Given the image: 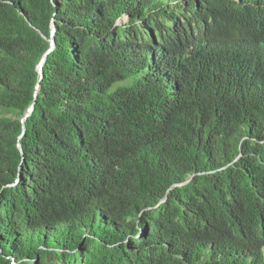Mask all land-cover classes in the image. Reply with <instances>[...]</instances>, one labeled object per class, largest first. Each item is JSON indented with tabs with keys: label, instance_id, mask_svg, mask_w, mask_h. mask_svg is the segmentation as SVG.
Wrapping results in <instances>:
<instances>
[{
	"label": "trees",
	"instance_id": "1",
	"mask_svg": "<svg viewBox=\"0 0 264 264\" xmlns=\"http://www.w3.org/2000/svg\"><path fill=\"white\" fill-rule=\"evenodd\" d=\"M0 264H264V0H0Z\"/></svg>",
	"mask_w": 264,
	"mask_h": 264
},
{
	"label": "water",
	"instance_id": "2",
	"mask_svg": "<svg viewBox=\"0 0 264 264\" xmlns=\"http://www.w3.org/2000/svg\"><path fill=\"white\" fill-rule=\"evenodd\" d=\"M49 32H50V34H49V39L47 40L48 48H47L46 52L43 53V54L39 57V59H38V64H37V66H36V72H37L38 79H37V81H36V83H35V85H34V87H33V90H32V96H33V99H34V100H35V98H36V96H37V92H38V88H39V82H40V80H41V78H42V71H41V69H42V65H43V63H44V61H45L46 56L52 51V49H53V47H54V33H55V27H54L53 23H51V25H50V31H49ZM32 108H33V102H32V104L30 105V107H28V109L24 112L22 118L20 119V123H21V132H20L19 137L17 138L18 141H19V140L21 139V137L24 135V127H23V124H24V122H25V119L30 115V113H31V111H32ZM16 147H17L18 151L20 152V154H22V151H21V149H20V145H19V143H17ZM190 178H191V177H189L188 180H189ZM19 180H20V178H19V176H17L16 179H15L14 184L18 183ZM188 180H187L185 183H187ZM185 183H183V184H185ZM183 184H180V185H183ZM180 185H178V186H180ZM164 199H165V198H164ZM164 199H163V200H164ZM163 200H162V201H163ZM162 201H161V202H162Z\"/></svg>",
	"mask_w": 264,
	"mask_h": 264
},
{
	"label": "rangeland",
	"instance_id": "3",
	"mask_svg": "<svg viewBox=\"0 0 264 264\" xmlns=\"http://www.w3.org/2000/svg\"><path fill=\"white\" fill-rule=\"evenodd\" d=\"M125 20H126V19H125V18H123V19H122V22H124Z\"/></svg>",
	"mask_w": 264,
	"mask_h": 264
}]
</instances>
